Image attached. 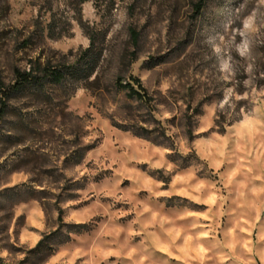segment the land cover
Masks as SVG:
<instances>
[{
  "label": "rangeland",
  "instance_id": "1",
  "mask_svg": "<svg viewBox=\"0 0 264 264\" xmlns=\"http://www.w3.org/2000/svg\"><path fill=\"white\" fill-rule=\"evenodd\" d=\"M194 1L0 0L5 84L100 50L7 101L0 264H264V0Z\"/></svg>",
  "mask_w": 264,
  "mask_h": 264
},
{
  "label": "trees",
  "instance_id": "2",
  "mask_svg": "<svg viewBox=\"0 0 264 264\" xmlns=\"http://www.w3.org/2000/svg\"><path fill=\"white\" fill-rule=\"evenodd\" d=\"M74 5H79L85 0H71ZM108 4L106 7H112V0H107ZM205 0H195L191 3L192 12L197 14ZM88 31V30H87ZM129 36L132 40L137 39V32L134 29L129 28L128 30ZM51 36V35H50ZM88 39L89 43L87 47H85L79 53L77 61L72 64H54L50 65L47 62L40 63L36 59L29 58L27 60V67L25 69H19L17 67L13 68V79L11 82L5 84L2 79L0 78V119L6 112L7 109V101L9 98L25 88L29 89H40L44 84H53L58 85L65 81L67 78L73 79L78 78L81 80H86L87 76L91 73L93 64L95 63L96 59L99 56V49H96L94 46L95 40V33L88 31ZM28 44V39H23L21 41V46L25 47ZM85 59L90 61L89 63H83L82 66L79 67L78 62H82ZM137 82V80H134ZM120 78H117V84H119L122 88L126 90V95L129 97H135L140 99L142 97V92L137 90L133 87L132 83L129 80L125 81L124 83H120ZM134 82V84H135ZM136 85H138L136 83ZM86 87V86H84ZM142 93V94H141ZM92 145L84 147L78 158L77 161L81 160L83 153L91 148ZM79 225V224H78ZM42 239L38 240L36 246L41 244Z\"/></svg>",
  "mask_w": 264,
  "mask_h": 264
}]
</instances>
